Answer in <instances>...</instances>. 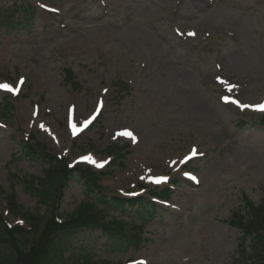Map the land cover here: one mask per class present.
<instances>
[{
	"label": "rangeland",
	"instance_id": "obj_1",
	"mask_svg": "<svg viewBox=\"0 0 264 264\" xmlns=\"http://www.w3.org/2000/svg\"><path fill=\"white\" fill-rule=\"evenodd\" d=\"M28 1L39 10L31 24L0 23V84L10 88L0 91V213L7 225L26 230V213L38 216L36 226L52 212L61 221L84 205L121 235H140L135 228L142 224L146 240L134 247L98 228L82 230L64 240L72 244L64 256L79 263L88 257V264H136L141 257L185 264L176 260L191 257L189 264H234L241 233L229 220L243 213L245 198L257 205L264 195V114L222 104L220 96L254 105L264 95V0H205L203 7L204 0H48L59 11L49 15L37 5L47 0ZM175 29H194L197 37L184 40ZM66 69L76 83L67 81ZM99 97L98 116L71 138L67 109L78 125ZM122 127L135 138L121 135ZM35 143L65 158L66 168L90 169L107 199L77 174L63 182L57 173L47 205L39 203L24 181L46 170L24 155L23 146ZM191 146L205 159L180 167ZM192 170L196 187L186 177ZM157 176L168 181L155 185ZM156 186L170 188L180 213L149 216L110 199L147 202Z\"/></svg>",
	"mask_w": 264,
	"mask_h": 264
},
{
	"label": "trees",
	"instance_id": "obj_2",
	"mask_svg": "<svg viewBox=\"0 0 264 264\" xmlns=\"http://www.w3.org/2000/svg\"><path fill=\"white\" fill-rule=\"evenodd\" d=\"M2 12L0 7V13ZM26 14H30V11L27 10ZM3 116L5 117L6 113ZM23 149L25 156L30 161L40 162L46 166L44 175L39 181L35 182L34 178L24 180L29 189H32L39 196V203L46 206L45 200L48 197L46 195L51 191L53 176L61 173L64 182L74 176V171L67 170L63 163L62 168L58 167L56 165L58 161L53 156L38 154L26 146H23ZM75 172L78 171L75 170ZM81 174L79 175L81 176ZM82 176L86 178L84 183L87 190L96 188L93 183L88 182L90 176L86 172H83ZM98 195L99 200L105 199L102 195ZM158 196L167 197L168 191L162 190ZM10 199L14 204V196ZM112 201L116 206H123L125 202L118 199ZM135 202L145 206L140 199L129 202V205ZM149 206L153 207L150 204L146 207ZM242 207H244L243 213L241 214V211L233 213V217L229 220V224L242 233L232 262L234 264H264V195L257 205L245 198ZM95 215L87 207L80 206L73 213V217L68 220L59 223L56 221L55 215L50 213L36 226L32 220L39 221L38 216L26 213L30 219L27 223L29 225L27 231L21 227L8 228L0 218V264H57L60 262L68 264L67 261L71 264L74 255L70 254L68 257H64V253L67 247L70 248L72 244L64 240L88 228H99L108 240H113L115 236L116 239L120 238L110 226H98Z\"/></svg>",
	"mask_w": 264,
	"mask_h": 264
},
{
	"label": "snow or ice",
	"instance_id": "obj_3",
	"mask_svg": "<svg viewBox=\"0 0 264 264\" xmlns=\"http://www.w3.org/2000/svg\"><path fill=\"white\" fill-rule=\"evenodd\" d=\"M0 87H3L5 89H8L9 86L8 85H0ZM225 99V102H228V97H224ZM231 103H234V104H238L241 108H247V107H250L249 105H243V104H240L239 101H236V100H232ZM252 107H255L257 110H261V111H264V105H258V106H252ZM95 117H93L94 119ZM91 123V120H86L84 122V126L87 127L89 124ZM73 131H77V128H76V125L74 124L73 125ZM121 135H124V136H128V137H131V138H135L133 136V134L130 132V131H127L125 130L124 132L121 133ZM193 155H195V152L193 153ZM82 159H85V160H91V157H83ZM192 180H196V177L192 176L190 177ZM168 180V177H154L153 179V183L155 184H161V183H166Z\"/></svg>",
	"mask_w": 264,
	"mask_h": 264
},
{
	"label": "bare ground",
	"instance_id": "obj_4",
	"mask_svg": "<svg viewBox=\"0 0 264 264\" xmlns=\"http://www.w3.org/2000/svg\"><path fill=\"white\" fill-rule=\"evenodd\" d=\"M145 178H148V179H149V177H146V176H145ZM150 180H151V179H150ZM187 264H189V262H188Z\"/></svg>",
	"mask_w": 264,
	"mask_h": 264
}]
</instances>
